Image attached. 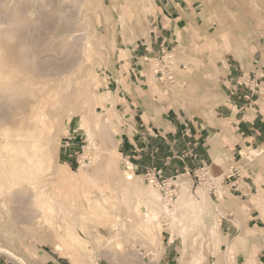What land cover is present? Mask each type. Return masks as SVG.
Listing matches in <instances>:
<instances>
[{
  "label": "rangeland",
  "instance_id": "1",
  "mask_svg": "<svg viewBox=\"0 0 264 264\" xmlns=\"http://www.w3.org/2000/svg\"><path fill=\"white\" fill-rule=\"evenodd\" d=\"M157 1L0 0V41L6 45L5 49L2 50L3 56L10 58L17 50L23 51L24 56L31 59L32 65L44 57L49 58V60L55 58L61 62L63 71H67L66 67L72 64L74 69L70 71L67 78L68 76L71 77L68 93H70V99L73 101H76L78 95H84V90L80 88L85 83V78L89 76L93 79L94 94H98V100L102 101L108 88L112 90L113 94L108 108H104L102 102L96 104L95 100L91 101L88 97L85 98L86 108L81 99L76 101L77 110H71V104L59 107V104L56 103V94H54L56 96L54 103L45 104L48 106L49 113L54 115L56 119L54 130L58 140L57 151L45 165L32 170L35 183L38 184L37 187H32L27 181L22 182L21 188L27 197L18 200L11 195L9 197L11 200L5 204L2 202L3 197H0V264H23L10 256L9 252H12V255H17L18 258H22L26 264H83L82 257L76 256L71 260L55 248V244L59 241L58 235L63 236L65 229H69L66 232L72 234L69 239L71 238L77 244L74 249L82 251L81 254L85 255L88 263L90 262L89 264H166L169 259L171 260L170 264H208L211 256H220L229 249L227 248L225 251L220 247V225L215 236L216 239L209 233L211 225L216 218L219 219L223 215L227 216L230 212L239 216V211L241 212L246 207L245 202H241L239 197L232 195L228 183L225 181L227 176L232 173L231 168H237L238 174L236 175L241 179L240 182L250 184L253 180L258 186L257 195L261 196L260 193H262L264 199V189L261 187V184L264 183V142H257L255 146L246 148L245 151L233 157V154L229 152L232 142L223 136L222 132L221 134H212L215 140L211 138V143L218 152V156L214 158L215 163L211 168L209 167L208 172L201 170L198 166L190 174L179 175L172 179L173 181L171 180L173 185L177 187L178 193H180L179 184L187 182L190 192L195 198H199L197 189L203 188L204 185L209 186L210 182H212L211 187L213 186L209 188V193H207L208 198L210 197L208 203L210 206H207L208 210L204 214L207 229L205 228V233L201 237L199 236L195 244L193 242L194 235L199 230L191 231V234L188 235L184 257L181 251L184 249L183 239L178 232L174 233L172 239L171 228L167 226L162 229L161 236L156 235L157 237L152 239V231H150L148 238H146L139 232L141 227L139 225V219H141L139 210L129 211L126 204H123L125 202L123 195L120 196L116 189H123L121 184L122 180L125 179L123 178L125 177L124 170H133L128 169L131 163L119 154L118 145L123 132V115L126 117L129 115L123 114L120 105L117 106L122 100L119 94L120 89L111 84L113 78L112 75H109L110 72L120 75L116 76L118 83L121 86L123 84L132 97L134 95L128 80L133 84L132 79L144 73L146 78L143 77L141 84H134L135 91L138 92L140 98L147 95L154 103L162 102L165 103L166 107L171 105L177 109L184 107L188 113L204 117L211 124H214L212 122V118L216 116L214 93L221 83L218 66L230 62L228 58L232 53L249 52L251 49L247 47H252V41H259L260 37L264 41V0H177L182 2L183 7L187 9L185 13L181 14L189 24V28H187L189 40L187 44L182 43L181 33L176 30V40L167 50L168 54L173 53V59L168 60L163 66V72L172 74L173 78L160 80L154 75L155 58L158 54H149L144 50L139 52L141 47H145L144 45L150 42L153 27L152 19L155 17L154 11ZM180 16L179 13H174L173 17L178 22ZM121 22L125 25L123 26ZM83 32L86 33L85 39L87 40L86 36H88L93 44V49L89 55L84 54L85 39L77 44L75 38L68 39L70 33H82L83 35ZM62 38L65 39L64 46L60 45ZM73 45L76 48H73ZM44 46L46 47L44 48ZM67 54H70L71 58H68ZM146 54L151 56L149 61H145L142 57ZM13 71L14 73L17 72L18 75L25 73L24 69L20 67L14 69L13 66ZM57 80L52 79L51 82H54V85L51 82L50 85L52 87L59 86L60 81ZM36 81L39 84L31 87L26 94L28 95L25 97L28 99V104L29 102L34 104L39 92H42L44 99L47 96L45 83L48 81L47 78L36 79ZM17 88L16 91L14 90L15 92L11 93L0 91V108L11 115L17 112L19 108L13 102L10 103V97L16 99L26 89ZM60 90L63 91L62 88ZM134 99L137 98L134 97ZM106 105H108L107 102ZM23 109L27 111L24 124L34 121L28 105L24 106ZM84 110L94 112L89 113L91 118L95 114H101L100 118L104 119L105 117L108 118L110 114L113 120L112 124L116 127L111 128L112 136L104 130L96 131L94 137H99L102 141L100 143L99 138L95 140L100 144L98 149L92 148L94 146L92 145L93 141L87 134L86 127L81 128L80 114ZM158 111L161 112L162 110L158 108ZM5 121L2 123L4 124ZM99 127L101 126L96 123V128L100 129ZM4 130L5 127H1L0 147L4 139L2 134ZM113 138H115L116 143H114ZM10 151L13 149L2 146L0 157H6ZM64 152H72L74 159L72 160L81 161L80 165L79 162H76L72 170L78 172L79 166L84 160L87 163L84 168L82 167L84 170L88 169L92 172L97 169L94 172L99 173L93 172V175L96 183L100 186H90L91 195L94 196L95 194L101 197L104 193L108 197L106 199L109 203L113 198L116 199L118 202L114 210L120 215L118 218L114 212L107 211L101 202H88L90 198L88 187L82 190L79 188L78 180L80 177L77 175L74 178L77 181L74 182L72 189L71 180L63 182L57 178L56 170H67L62 155ZM96 155L98 158H95ZM15 156L18 155L15 154ZM112 159L114 166L109 170L107 163ZM244 160L245 162H242ZM256 160L257 162H255ZM216 163L221 165L224 171L216 173L214 171ZM48 164L50 167H47ZM6 166L11 165L7 163ZM93 167L97 168L92 169ZM135 174L140 180L137 185L138 189L144 190L147 189V186L152 188L143 175L138 172ZM212 176L219 177L218 179H221L218 180L219 183H216ZM232 179H234L233 176ZM228 182L230 181L228 180ZM221 185L224 186L220 188ZM154 187L158 191L160 190L157 186L154 185ZM69 188L72 192L69 191L70 194L67 197L64 192ZM52 190L57 192V199L63 207V219L61 220L64 223V228H55L56 225L53 226L49 223L52 222L51 219H48L47 222L43 219L44 217L35 216L39 214V209L43 210L50 203ZM178 195L175 200H177ZM65 199H71L73 205L65 203ZM20 207L21 209H19ZM86 208L89 209L86 210L85 216H82L80 213L84 212ZM146 209L144 205L140 207L141 212L146 211ZM213 217L214 219H212ZM111 220L114 222L111 223ZM216 243H218L217 246H214ZM200 249H202L203 256L201 255V258L194 262L193 256L197 255ZM233 255L227 258L226 255L224 258L231 263L235 260Z\"/></svg>",
  "mask_w": 264,
  "mask_h": 264
},
{
  "label": "crops",
  "instance_id": "2",
  "mask_svg": "<svg viewBox=\"0 0 264 264\" xmlns=\"http://www.w3.org/2000/svg\"><path fill=\"white\" fill-rule=\"evenodd\" d=\"M185 11L187 9L183 7L182 2L158 0L154 11L155 17L152 19L150 42L144 45L145 47H141L139 52L144 50L150 54H157L162 46L170 47L176 40L178 30L182 36L181 42L187 44L189 24L181 14ZM174 13L181 15L180 21L175 20ZM247 48L251 50L241 54L232 53L228 58L230 62L218 66L221 83L214 93L216 111V116L212 118L214 124L204 117L188 113L184 107L178 109L172 105L166 107L165 103H154L147 95L140 98L134 84H141L143 77L146 78L144 73L134 79L132 77L133 84L128 80L131 92L137 98L135 100L128 89L118 83L116 76L120 75L109 70L111 71L109 75L113 78L111 84L120 89L119 94L122 100L117 106L120 105L123 114L129 115L128 117L123 115L119 153L124 159L130 161L134 173L138 172L144 176L148 168L158 167L162 169L166 177H171L176 173H184L185 169L193 171L203 164L211 168L215 163L214 158L218 156V152L211 143L214 133L223 132V136L232 142L229 152L233 154V157L245 151L246 148L255 146L257 142H264V41L262 37L259 41H252V47ZM249 77L251 80L255 79L251 87L241 84L242 79L247 80ZM254 84L263 90H258ZM158 108L162 111L159 112ZM62 155L64 163L71 169L76 162L80 163L78 159L73 161L72 152H64ZM214 167L216 173L224 171L221 165L217 164ZM233 178L231 180L228 175L225 180L229 190L234 197H239L241 202H245L246 207L239 213V216L242 213L241 217L232 212L221 217L220 247L225 251L233 247L235 260L230 263L224 258L226 255L222 253L220 257L211 256L208 264H264L263 195L262 193H260L261 196L257 195L258 186L253 180L247 184L240 182L241 179L237 175ZM261 187L264 189V183ZM242 238L243 241H240ZM170 261V259L166 261V264H170Z\"/></svg>",
  "mask_w": 264,
  "mask_h": 264
},
{
  "label": "bare ground",
  "instance_id": "3",
  "mask_svg": "<svg viewBox=\"0 0 264 264\" xmlns=\"http://www.w3.org/2000/svg\"><path fill=\"white\" fill-rule=\"evenodd\" d=\"M100 1H102V0H100ZM86 2L88 3V1H86ZM83 3H85V2H83ZM89 5L91 6V4H89ZM95 8H97V7H95ZM125 18H124V20H125ZM70 19H72V18H70ZM123 22L125 23V21H123ZM125 24H128V23H125ZM122 25H123V23H122ZM89 31H90V29H89ZM84 32H86V30H84ZM86 33H84L83 35H82V33H80L81 35L77 34V33H70V34H68V39L71 40V39L75 38V43L77 44V43H80L83 39H85ZM86 38H87V40L85 39L86 44H85V48H84L85 53L83 51H81V52L89 55V53L93 49V44H92L90 38H88V36H86ZM64 43H65V39L62 38L60 45H63ZM5 47H6V45H4L0 41V87H1L0 91H5V92L11 93V92H15L17 89H19L17 87H22V88H26V89L23 92V94L22 93L20 94V92H19V94L21 95L20 97H17L16 99L14 97H10L11 98L10 103L13 102L14 104L18 105L19 110H17V112H15L14 114L11 115L6 111L5 112L2 111L0 108V129H1V127H5L4 133H2L4 139H3L1 144L4 147L12 148L14 151V152L10 151L6 155V157H4V158L0 157V197H3V201H2L3 204H5L7 201L11 200V199H9V197L11 195H13V197L18 199V200H23L25 198V196H26L24 194L25 191L23 192L22 188H21L22 182L27 181L32 185V187H34V186L37 187L38 184L35 183V177H34V174L32 173V170L35 169L36 167H41L42 165H45V163L47 161H49L50 159H52V157H54L53 155L57 151L58 140L55 136V130H54V128L56 126L55 125L56 119H55L54 115L52 116L49 113L48 106L45 105L46 103H48V102L54 103L55 102L54 98H56V96H57L56 103L59 104V107L65 106L66 104H68V105L71 104V110H77L78 107H77L76 101L81 99L85 103L84 107L86 108L87 102H86L85 98L88 97L91 101L95 100L96 104L102 102L103 107L108 108L109 104H110V100H111L110 98L113 95L112 90L110 88H108V90L106 91V94H105L104 98L102 99V101L98 100L99 99L97 96L98 94H94L95 90L93 88V86H94L93 79H92V77L89 76V77L85 78L86 80H85V83L82 85V87L80 88V86H79L80 89L84 90V95H81V96L78 95L76 98V101H73L72 99H70V93H68L69 88L71 86V84H70L71 77L68 76V78H67V75H69L70 71L74 69L72 64H69L68 67H66L68 69L67 71H63L62 64L58 59L56 60L55 58H52L51 60H49V58L47 59L44 57V58H41L35 65H32L31 59L26 58L24 56L23 51L17 50L15 52V54H13L10 58L3 56L2 50H4ZM45 47L46 46H44V48ZM73 48H76V46L73 45ZM103 50H106V49H103ZM67 55L66 56L68 58H71L70 54H67ZM13 66H14V69L19 68V67L23 68L25 73L23 72L24 74L18 75V73H17L18 70L16 73H14ZM65 75H66V77H65ZM152 77L154 78L155 76H152ZM44 78H47V80H48L47 82H45L46 86H47V91H46L47 96H45V99H44V97L41 94L42 92H39V94H37V96H36L37 97L36 100H34L35 101L34 104H31L30 102L28 104V99L25 98L26 96H28V95H26L28 90L31 87L39 84L38 81L35 82L36 79H44ZM54 78L58 79L57 81H60V83H59L60 85L58 84L59 86H57V87H54V86L52 87L50 85V82ZM152 80H154V79H152ZM40 82H41V80H40ZM153 82H155V81H153ZM61 88L63 89V91L60 90ZM40 90L42 91V88ZM77 90H79V89H77ZM77 93H78V91H77ZM54 94H56V96H54ZM106 102L108 105H106ZM26 105H28V107L30 108V113L32 114V116L34 118V121H32L31 123L24 124L25 123L24 119H25V117H27V111L25 109H23V107ZM90 112L88 110H84L80 114V117H81V124L80 125H81L82 129H84V126L86 127V132L89 135V137L91 138V140L93 141L92 145H94V146L92 148L98 149L100 144H98L97 143L98 141H95V140L98 139L99 137L98 138H96V136L94 137V134L96 133V131L97 130H104V131H107L112 136L113 133L111 132V128H116V127L113 126L114 124H112L113 120L111 119L110 114L108 115V118L105 117L104 119H101L100 118L101 114L100 115L95 114V115H93L94 117L91 118L90 114H89ZM91 113H94V112H91ZM7 118H8V120H7ZM3 121H5L4 124L2 123ZM96 123H98V125L101 126V127H99L100 129L96 128ZM17 124H19V125L16 126ZM104 139H106V138H104ZM114 139L115 138H113V141H115ZM99 140H100V138H99ZM212 140H215V138L213 139V137H212ZM100 143H102L101 140H100ZM114 143H116V141ZM104 147H105V145H104ZM104 150H105V148H104ZM106 150H108V149H106ZM101 151H102V148H101ZM15 154H17L18 156H15ZM96 157L98 158V155H96L95 158ZM251 157H250V159H251ZM6 160H8V162H6ZM108 160H107V162H108ZM84 161L81 163V166H80L78 172L72 170L67 164L65 166L67 169L66 171L56 170L57 178L63 182H67L68 180H71L72 181L71 189H72V187H74L73 186L74 182L77 181V179H76V181L74 179L75 176L77 175L78 177H80L78 180L79 185H80L79 188L82 190V189H86L88 187L87 190H89V193H90V198L88 199V202H96V201L101 202V204L107 208V211L114 212V214L117 215L116 218H118L120 215L118 213H116L117 211L115 212V210H114L116 208L117 202H118V201H116V199H114L112 197L113 199L111 200V203H109V201L106 199L108 197H106V194H104V193L101 195V197L99 195H95V194H94V196L91 195L92 190L89 189L90 186H92V185L93 186H100L99 184L96 183L95 177L93 175L95 173L94 171L97 170V169H95L97 167H95V168L93 167L92 169H95V170L92 172L90 170H89L90 171L89 172L88 169L84 170L83 168L87 165V163ZM253 161H254V158H253ZM242 162H245V160ZM255 162H257V160ZM7 163L10 164L11 166L7 167L6 166ZM62 164H64V163H62ZM94 164H95V162H94ZM107 164H109L108 169L111 170V168L114 166L113 165V159L110 160V162ZM88 165H90V164H88ZM47 167H50V164H48ZM99 168H101V167H99ZM124 171H125V175H124L125 177H123V178H125V179L122 180V184H121L123 189L121 188V190H119V189H116V190L119 191L120 196H121V194L123 195V199L125 200V202L123 204H126L127 209L129 211L130 210L133 211V209L139 210V213L141 215V219H139V222H140L139 225L141 226L139 228V232L142 233L143 236L148 238L150 231H152V239H153V238H156L158 235L161 236L160 233H161L162 229L166 228L168 226L169 228H171L172 239L174 237L175 232H178L179 235L182 236V239H183L182 242L184 244V249H182L181 251H182V256L184 257V253H186L185 248H187L186 243H187L188 235L191 234V231H193L195 229L199 230L196 233V235H194L195 238H194L193 242L195 244V243H197L199 236L201 237V235H203L205 233V228L207 229L206 222L204 219V214L208 210L207 206H210V205H208L210 197L208 198L207 193H209L208 190H210L209 188L211 187L212 182L209 183V186L204 185L203 188H200L199 190L197 189V191L199 193V198H195L193 196V194H191L190 188H189V185L187 184V182L180 183L179 184L180 193H178L179 195H178L177 200L169 202L164 198V196L162 195L160 190L158 191L154 187V185H151L152 188H150V187L148 188V186H147V189H144V190L138 189L137 185H138L140 180L137 176H135L136 174L131 170H124ZM212 177L214 178L216 183H219L218 180H221V179H218L219 177H214V176H212ZM58 179H57V181H58ZM56 186H58V185H56ZM56 186H54V187H56ZM222 186H224V185H221L220 188H222ZM217 188H219V187L217 186ZM224 188H226V187H224ZM71 189L69 188L67 191L64 192L65 194H67V197L70 194V192H72ZM96 190H97V188H96ZM219 193H220V191H219ZM50 194H51L50 195L51 196L50 203L46 207H44L43 210L39 209V214H36L35 216L38 215V216L44 217L43 219L46 221L48 219H51L52 222H49V223H51L53 226L56 225L55 228L56 227H63L64 228V223L61 220V219H63V217H62L63 207L59 204V201L57 199V197H58L57 192L55 190L54 191L52 190V192ZM98 194H100V193H98ZM31 195H33V194H31ZM220 195H221V193H220ZM34 196L36 198V192L34 193ZM120 196H119V198H120ZM74 197H75V195H74ZM228 198H229V196H228ZM71 199H72V197H71ZM71 199H65V203H68L71 205L72 204ZM142 205H144L147 208L146 211H142V212L140 211V207ZM119 206H120V204H119ZM216 206H218V205H216ZM13 207H16V206H13ZM120 208H121V206H120ZM19 209H21V207ZM88 209L89 208H86L85 211L80 213V214L82 216H85L86 210L88 211ZM219 209H220V207H219ZM230 209H231V207H230ZM70 211H72V209ZM234 212H236V211L234 210ZM119 213H120V211H119ZM217 213H219V212H217ZM239 213H240V211H239ZM216 215H219V214H216ZM241 215H242V213L240 214L239 217H241ZM218 217H220V216H218ZM220 218L219 219L216 218L215 222L213 221L214 223L211 225V227L209 229V233L212 237L214 236L213 237L214 239H216L215 236L219 230V225L221 223ZM212 219H214V217ZM110 222L112 223V222H114V220H111ZM55 228H51V229L54 230ZM116 228H118L117 225H116ZM67 230H69V229L64 230L65 232L63 233V236H61L60 234L58 235L59 241L55 244V248L58 251H60L62 253V255L66 256L67 258H70L71 260L73 258H75L76 256H80L83 258L82 260H84L83 264H89L90 262L88 263L87 258H85V255L81 254L83 252L80 250L74 249V247H76L77 244L75 242H73L71 240V238L69 239V236L72 234H71V232L69 234L66 233ZM241 233L244 234V232H242V231H241ZM236 237H238V235ZM234 239H236V238H234ZM212 241H213V239H212ZM240 241H243V238ZM209 243H211V242H209ZM237 243H239V242H237ZM217 244L218 243H216L214 246H217ZM230 246H232V245H230ZM195 248H197V247H195ZM202 249H200L198 251L197 255L193 256L194 262L195 261L197 262L199 260V258H201ZM6 253H8L7 250H6ZM8 254H10V256H12L13 258H16L19 262L26 264L22 258H20V257L18 258L17 255H12V252L11 253L9 252ZM233 254H235L233 252V247H229V249L225 253V255H227L226 258L231 257Z\"/></svg>",
  "mask_w": 264,
  "mask_h": 264
},
{
  "label": "built area",
  "instance_id": "4",
  "mask_svg": "<svg viewBox=\"0 0 264 264\" xmlns=\"http://www.w3.org/2000/svg\"><path fill=\"white\" fill-rule=\"evenodd\" d=\"M168 46H162L160 48V50L158 51V56L155 58V68H154V75L158 78H160V80H165V79H172L173 75L172 74H167L164 73V65L165 63H167L168 60H170L173 56L172 54H168L169 52H167L168 50ZM150 54V52H149ZM149 54L147 55H143L142 57H144L145 61H149V59H151V56H149ZM255 78V76L253 77ZM255 80V79H254ZM254 80H251L250 77L247 78V80L242 79L241 84H244L248 87H251L252 83H255ZM254 87H257L258 90H263V88L259 87L258 85L254 84ZM252 90V89H251ZM80 164V163H79ZM209 167L208 165L203 164L200 169L204 170L206 172L209 171ZM128 169H132L133 170V166L131 165L130 167H128ZM232 173L229 174V177H232L236 174H238V170L235 167L231 168ZM134 171V170H133ZM191 171L188 169H185L184 173H176L175 175L171 176V177H166L162 171L161 168L158 167H150L146 170V172L144 173V179L151 185H155L157 186L162 195L164 196V198L169 201L172 202L176 199L177 195H178V189L177 187H175L172 183V179L177 178L179 175H184V174H190ZM172 180V181H171Z\"/></svg>",
  "mask_w": 264,
  "mask_h": 264
}]
</instances>
